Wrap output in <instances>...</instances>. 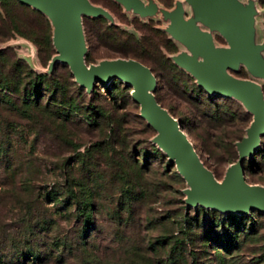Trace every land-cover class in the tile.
<instances>
[{
  "label": "rangeland",
  "instance_id": "1",
  "mask_svg": "<svg viewBox=\"0 0 264 264\" xmlns=\"http://www.w3.org/2000/svg\"><path fill=\"white\" fill-rule=\"evenodd\" d=\"M19 1L28 8H12L22 20L17 24L18 31L0 30V34L6 32L9 36L0 41V50H10L0 61H5L4 70L10 62L21 61L45 75L47 83L40 85L36 96L28 91L30 101L24 99L22 85L14 93L0 89V258L32 264L20 255L32 247L46 258L38 264H164L166 259L172 264H264V213L245 211L242 219L234 223L228 211L192 204V187L187 178L178 173L183 178L180 179L174 172V163L155 150L159 148V133L142 118L138 104L132 102L134 88L116 79L118 91L113 96L100 84H95L97 95L90 96L91 86H84L79 95L70 83V68L58 60L53 43L57 15L40 5ZM79 1L83 3L79 10L81 50L84 57L92 49L93 61L89 65L93 66L128 57L93 47L97 37L87 41L82 18L101 17L138 39L145 26L165 25L170 15L154 0ZM249 3L252 29L255 34L258 30L263 34L259 0H237L241 6ZM194 6L200 14H206ZM207 20L214 22L210 17ZM44 32L51 35V48L39 54L31 38H42ZM161 52L166 54L164 49ZM18 72H25L20 63ZM163 73L157 104L179 125L204 169L224 186L231 163L212 161L207 156L208 149L197 140L199 129L192 125L214 109L190 111L173 90L191 93L197 82L172 78V70L165 69ZM217 77L257 83L264 105V84L258 75L239 68L223 73L220 69ZM51 81L62 83L67 97L77 105L66 120L62 112L69 111L53 100L54 95L46 87L53 85ZM229 98L249 111L245 96ZM94 106L102 109L103 115L96 114ZM229 106L234 108V103ZM251 115L245 135L252 128ZM263 134L264 131L254 149L262 147ZM234 143L238 150L239 141ZM242 171L247 185L264 189V150L246 157ZM73 183H83L81 194L90 198L92 208L91 226L83 234L82 218L77 216L76 205L69 197V189L79 194ZM176 239L183 240L180 249L172 248ZM58 254L62 261H56Z\"/></svg>",
  "mask_w": 264,
  "mask_h": 264
},
{
  "label": "water",
  "instance_id": "2",
  "mask_svg": "<svg viewBox=\"0 0 264 264\" xmlns=\"http://www.w3.org/2000/svg\"><path fill=\"white\" fill-rule=\"evenodd\" d=\"M21 1L40 5L57 15L58 25L53 32V43L59 55L58 60L70 67L71 75L80 86L106 85L111 80L118 79L136 90V95L132 98L139 106L140 115L157 132H161L157 142L164 146L168 152V159L174 163L181 175H186L188 183L192 186L189 193L192 204H204L219 211L240 213L256 210L264 213V189L247 185L242 171L243 159L253 152L264 131V105L254 85L217 77L219 69L235 65L245 59L237 34L241 27L240 22L232 23L210 0H188L214 21L226 36L231 47V50L225 54H215L211 48L200 50L202 58L195 64L194 70L201 85L210 93L218 96H245L249 111L253 114L252 128L247 130L246 135L239 141L237 158L230 165L226 179L227 188L222 190L215 179L204 169L179 125L155 101L153 96L155 80L146 66L131 58H119L101 66L85 63L81 50L79 21V10L83 6L81 1ZM65 56L67 59H64Z\"/></svg>",
  "mask_w": 264,
  "mask_h": 264
},
{
  "label": "trees",
  "instance_id": "3",
  "mask_svg": "<svg viewBox=\"0 0 264 264\" xmlns=\"http://www.w3.org/2000/svg\"><path fill=\"white\" fill-rule=\"evenodd\" d=\"M164 7L171 6L173 0H157ZM260 5L263 7V36H264V0H259ZM28 8L24 3L19 0H0V30L8 28L10 32H16L17 24L22 21L20 20L15 13H13L12 8ZM32 13L36 14L40 19L41 16L34 11L30 10ZM44 20L45 26L47 27V22ZM82 29L85 38L90 43L91 36L97 37L96 45L93 47H102L106 50L117 53L119 56L128 57L134 59L143 65H145L153 75L156 81V86L154 89V97L156 98V102L158 101L157 94L160 90L161 79L164 78L163 70H172V78H177L181 80L184 78V81L190 80L194 81V78L185 70L178 67L170 58V54L175 52L176 45L175 43L167 37L166 33L158 28L157 26H149L148 28L145 26L146 30L144 34L141 35L138 39L134 38L131 35L126 34L124 31L118 29L114 25L107 24L103 18L94 17V18H82L81 21ZM48 31V27H47ZM2 35V39L0 41L7 40L9 36L6 32L0 34ZM41 36V35H40ZM33 43L38 48V53L42 54L46 50L51 48V35L49 32H44L43 37H32ZM90 46V45H89ZM91 48V47H90ZM164 49L166 54H163L161 50ZM10 51L9 49L0 50V59L5 54V52ZM92 49H89L84 54V61L86 64H89L93 61V57L91 54ZM13 59V58H12ZM22 64L25 68V72H18V64ZM64 65H67L64 62H61ZM3 65L5 61H0V89H4L7 92H19L20 86H23V90L25 94V100H31L29 96H27L28 91L35 96L38 94V89L40 85L43 83H47L45 81V75L39 72H35V68L31 69L29 66L25 65L23 62L12 61L7 66L8 68L4 70ZM70 72V69H69ZM72 80H70L71 85L78 91L80 95L83 92L84 86H80L77 81L74 80L73 76ZM27 82H23L25 80ZM183 81V80H182ZM52 82V81H51ZM117 82L116 79L111 80L109 83L104 85L106 92L113 96L116 91H118L117 86L114 85ZM53 85L48 86L47 89L54 95L53 100L61 105L62 108L67 109L69 112H62V116L65 117L63 119H68V115H72L73 111L76 110L77 105L73 101V99L67 97L66 89L60 82H52ZM173 92L178 95L186 104L189 110L193 111H201L207 107L213 108L214 112L206 115L203 120H199L195 122L193 128L199 129L197 134V140L201 143V145L205 146L208 150V157L214 161L215 163H223L229 162L233 163L238 155V150L235 148V141H240L241 138L245 135V128L247 124L251 121V113L248 110H245L239 105L231 101V98L226 96H218L207 91L202 85H195V90L191 93H186L184 91L173 90ZM56 93L58 94L56 98ZM91 95H97L98 89L95 84L91 86L90 90ZM5 96V95H4ZM92 99V97H91ZM93 101V100H92ZM219 101H222L223 105H219ZM132 102L136 103L132 98ZM225 102V103H224ZM231 103V104H226ZM234 103V108L229 105ZM25 104V103H24ZM28 105V103H27ZM26 105V106H27ZM36 105V104H35ZM89 108H93L90 106ZM94 111L96 114L103 115V111L97 106H94ZM92 122V121H91ZM181 121V126H182ZM261 148L253 149L252 154H260L264 150V134L262 137ZM155 150L162 154L164 157H167L165 154L161 152L158 147H154ZM256 156V155H255ZM245 161V158L242 161ZM255 163V162H254ZM252 161L250 164H254ZM173 166V164L171 165ZM174 172L178 175L180 179H183L179 174V171L176 169ZM179 173V174H178ZM73 185L77 186L78 193L72 192L71 189L69 191V197L73 200L77 209V216H81L82 218V226L81 233H85L91 226V203L89 201L88 196H83L81 193H84V185L83 183H73ZM198 207H203L197 204ZM206 208V207H205ZM212 211L217 209L207 208ZM219 211V210H218ZM255 211V210H252ZM260 214V212L255 211ZM228 218L231 221H240L241 215L245 212L235 213L228 211ZM188 223L189 222L185 221ZM206 237V236H205ZM183 243L182 239H176L172 242V248L180 249V244ZM20 255L25 261H30L32 264H38L42 259H46L45 257H41L40 253L36 252L32 247H28L26 250H23ZM56 261H62V257L60 254L55 256ZM170 259H166L164 264H172L169 263ZM0 264H15L12 261L5 262L0 258ZM27 264V262L23 263Z\"/></svg>",
  "mask_w": 264,
  "mask_h": 264
},
{
  "label": "crops",
  "instance_id": "4",
  "mask_svg": "<svg viewBox=\"0 0 264 264\" xmlns=\"http://www.w3.org/2000/svg\"><path fill=\"white\" fill-rule=\"evenodd\" d=\"M119 1L130 3V1L138 2L139 0ZM210 1L232 23H241L237 34L245 54V59L235 65L221 68V73L226 72L227 69L235 71L241 68L244 71L253 73V75H258L261 81L260 83L264 84V36L262 30H258L255 34L254 29H252L253 17L251 15V4L241 6L237 4V0ZM153 2L161 5L157 0ZM162 7L166 8L169 11L167 13L170 15L165 25L159 23L156 26L162 29L167 37L176 45L175 52L169 55L170 58L178 67L188 72L197 83H200V79L194 70L195 64L202 58L200 50L203 48H211L215 54H225L231 50L228 40L214 22L212 23L210 20H207L209 16L200 14L194 4L188 0H179V2L173 0L171 6L164 7L162 5ZM219 70L217 73H219ZM252 84L258 86L257 83Z\"/></svg>",
  "mask_w": 264,
  "mask_h": 264
},
{
  "label": "bare ground",
  "instance_id": "5",
  "mask_svg": "<svg viewBox=\"0 0 264 264\" xmlns=\"http://www.w3.org/2000/svg\"><path fill=\"white\" fill-rule=\"evenodd\" d=\"M64 59H67V57L65 56L64 57ZM70 68V67H69ZM135 89L132 91V97H134L135 95H136V93H135ZM171 119L175 122V120L171 117ZM159 133V136H161V132H158ZM159 149L166 155V156H168L167 154H168V152L166 151V149L164 148V146L162 145V144H160L159 143ZM174 160V159H173ZM184 175V174H183ZM185 177H186V175H184ZM187 178V177H186ZM188 180V179H187ZM217 183V182H216ZM218 184V183H217ZM219 185V187L222 189V190H226V188H227V183L224 185V186H222V185H220V184H218ZM192 187V186H191ZM199 205H202V206H204V207H207V208H212V207H208V206H206V205H204V204H200L199 203ZM235 213H237V211H235Z\"/></svg>",
  "mask_w": 264,
  "mask_h": 264
}]
</instances>
